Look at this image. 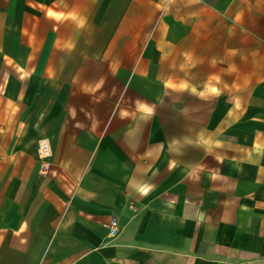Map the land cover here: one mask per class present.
I'll return each mask as SVG.
<instances>
[{
    "label": "crops",
    "instance_id": "obj_1",
    "mask_svg": "<svg viewBox=\"0 0 264 264\" xmlns=\"http://www.w3.org/2000/svg\"><path fill=\"white\" fill-rule=\"evenodd\" d=\"M0 264H264V0H0Z\"/></svg>",
    "mask_w": 264,
    "mask_h": 264
},
{
    "label": "built area",
    "instance_id": "obj_2",
    "mask_svg": "<svg viewBox=\"0 0 264 264\" xmlns=\"http://www.w3.org/2000/svg\"><path fill=\"white\" fill-rule=\"evenodd\" d=\"M39 150H40V156L42 158V166L44 170H47L49 168V159L52 155V150L50 148V144L47 138L41 140L39 144ZM108 226H109L110 237H115L121 229L119 225L118 215L115 214L111 218L110 222L108 223Z\"/></svg>",
    "mask_w": 264,
    "mask_h": 264
},
{
    "label": "rangeland",
    "instance_id": "obj_3",
    "mask_svg": "<svg viewBox=\"0 0 264 264\" xmlns=\"http://www.w3.org/2000/svg\"><path fill=\"white\" fill-rule=\"evenodd\" d=\"M41 140H42V139H40L39 142H38V150H39V144H40ZM39 151H40V150H39Z\"/></svg>",
    "mask_w": 264,
    "mask_h": 264
}]
</instances>
